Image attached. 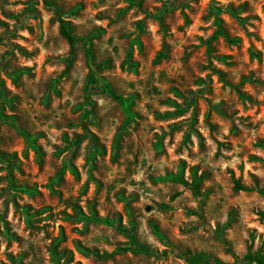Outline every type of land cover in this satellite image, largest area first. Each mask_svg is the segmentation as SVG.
<instances>
[{"label":"rangeland","instance_id":"obj_1","mask_svg":"<svg viewBox=\"0 0 264 264\" xmlns=\"http://www.w3.org/2000/svg\"><path fill=\"white\" fill-rule=\"evenodd\" d=\"M47 2L0 0V264L264 254V0Z\"/></svg>","mask_w":264,"mask_h":264},{"label":"trees","instance_id":"obj_2","mask_svg":"<svg viewBox=\"0 0 264 264\" xmlns=\"http://www.w3.org/2000/svg\"><path fill=\"white\" fill-rule=\"evenodd\" d=\"M47 2V0H45ZM47 5L49 7H55L54 5H51L47 2ZM57 13L60 15L61 11L57 8L56 9ZM61 23V27H62V31H63V35L68 39L70 45H71V56L74 55L75 53V45L77 42V38L75 36H73L70 32L69 26L68 24L64 21V20H60ZM92 69V68H91ZM105 90H107L110 94L113 95V97L120 101L121 105L124 107L125 112L129 113V106L127 104L128 100H126L125 98H123L120 95H117L115 93L112 92V90L110 89L109 86H105ZM88 112H90V110H88ZM214 236L220 240H222L225 244L226 241L222 238V236L220 235L219 231H215L214 232ZM131 243L133 246H136L138 249L143 250V251H147V249L143 246H141L140 244H138V242L136 241L135 237L131 236ZM185 257L188 260H193V261H207L210 264H220V261H218L216 258L214 257H204L201 255H196L193 256L191 254H185ZM234 264H264V254L261 251H257V252H248L243 258H236L235 259V263Z\"/></svg>","mask_w":264,"mask_h":264}]
</instances>
